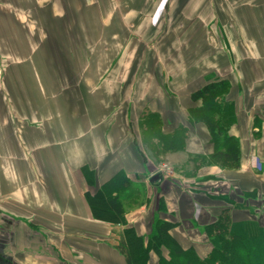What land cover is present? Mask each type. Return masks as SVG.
<instances>
[{
  "label": "crops",
  "instance_id": "0c3cea01",
  "mask_svg": "<svg viewBox=\"0 0 264 264\" xmlns=\"http://www.w3.org/2000/svg\"><path fill=\"white\" fill-rule=\"evenodd\" d=\"M110 2L118 23L133 31L111 33L118 48L100 49L88 79L58 91L36 59L16 64L13 81H5L0 264H127L117 248L124 225L95 218L86 198L119 171L130 181L118 193L123 216L138 234H148L157 217L168 220L182 247L205 256L206 227L222 214L264 226V3L223 2L220 9L213 0H173L167 16V0ZM219 34L228 47L215 44ZM213 77L230 82L237 168L212 161L208 128L188 118L200 104L191 92ZM144 112L160 122L148 140L138 122ZM153 149L169 171L149 172ZM84 166L94 172L92 183ZM5 199L13 211H2Z\"/></svg>",
  "mask_w": 264,
  "mask_h": 264
},
{
  "label": "rangeland",
  "instance_id": "374dc122",
  "mask_svg": "<svg viewBox=\"0 0 264 264\" xmlns=\"http://www.w3.org/2000/svg\"><path fill=\"white\" fill-rule=\"evenodd\" d=\"M238 1L213 0L220 9L223 2L235 4ZM256 1L264 3V0H247L248 7ZM167 3V16L173 15L170 9L173 0H167ZM117 15V9L111 7L110 0H0V96L9 94L10 88L6 87L5 81H13L15 65H31L36 59L39 69L47 72L46 78L57 83L55 89L58 91L67 88L69 83L88 79L94 63L101 57H97L100 49L118 48L112 46L111 33L130 34L133 31L132 25L118 23L120 18ZM171 29L172 25L168 23L167 30ZM164 30L160 24L158 35ZM158 35L147 43L152 50L156 49ZM219 36L215 44L220 42L228 47L226 39L222 40V34ZM80 67L84 70L80 71ZM138 122L146 140L157 135L160 122L155 113L144 112ZM148 154L151 156L149 172L169 171L168 166H158L157 150L153 149ZM11 202L3 200L5 208L2 211H13ZM150 258L157 264L154 252L150 253Z\"/></svg>",
  "mask_w": 264,
  "mask_h": 264
},
{
  "label": "trees",
  "instance_id": "16d2710c",
  "mask_svg": "<svg viewBox=\"0 0 264 264\" xmlns=\"http://www.w3.org/2000/svg\"><path fill=\"white\" fill-rule=\"evenodd\" d=\"M229 88L230 82L225 78L215 77L207 81L191 92V100H199L200 104L190 107L188 113L191 122H202L208 128L214 144V151L210 154L212 161L220 166L237 168L239 142L229 133L234 106L224 98ZM171 138L174 143L175 135ZM163 145L171 148L166 142ZM82 170L92 183L94 172L86 166ZM129 184L126 174L119 171L102 183L95 193L86 194L95 218L124 225L117 248L127 264H148L151 252L157 256V264H264V226L255 220L231 221L227 213L206 227L211 248L205 256H200L193 247H182L170 234L174 223L168 220L157 217L148 234H138L132 225L126 223L118 195Z\"/></svg>",
  "mask_w": 264,
  "mask_h": 264
},
{
  "label": "water",
  "instance_id": "95a60500",
  "mask_svg": "<svg viewBox=\"0 0 264 264\" xmlns=\"http://www.w3.org/2000/svg\"><path fill=\"white\" fill-rule=\"evenodd\" d=\"M159 178H160V174L156 173L151 176L150 181L152 182V181L158 180Z\"/></svg>",
  "mask_w": 264,
  "mask_h": 264
}]
</instances>
